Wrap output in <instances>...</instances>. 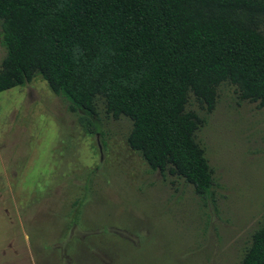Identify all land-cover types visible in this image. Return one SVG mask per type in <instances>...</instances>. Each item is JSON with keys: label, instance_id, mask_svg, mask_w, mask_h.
I'll return each instance as SVG.
<instances>
[{"label": "rangeland", "instance_id": "obj_1", "mask_svg": "<svg viewBox=\"0 0 264 264\" xmlns=\"http://www.w3.org/2000/svg\"><path fill=\"white\" fill-rule=\"evenodd\" d=\"M187 110L204 197L151 170L101 100L71 112L39 76L0 92V264H240L264 225V109L222 83L212 112L192 95Z\"/></svg>", "mask_w": 264, "mask_h": 264}, {"label": "trees", "instance_id": "obj_2", "mask_svg": "<svg viewBox=\"0 0 264 264\" xmlns=\"http://www.w3.org/2000/svg\"><path fill=\"white\" fill-rule=\"evenodd\" d=\"M0 92L39 76L71 112L131 122L128 147L204 197L195 134L222 83L264 109V0H0ZM59 251V249H57ZM240 264H264V225Z\"/></svg>", "mask_w": 264, "mask_h": 264}]
</instances>
